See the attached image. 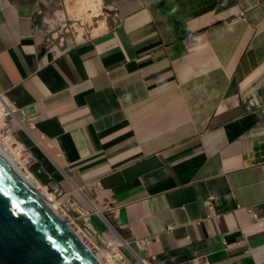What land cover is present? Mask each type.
I'll use <instances>...</instances> for the list:
<instances>
[{"label":"crops","instance_id":"crops-1","mask_svg":"<svg viewBox=\"0 0 264 264\" xmlns=\"http://www.w3.org/2000/svg\"><path fill=\"white\" fill-rule=\"evenodd\" d=\"M38 2L0 0L16 139L149 264H264V0H113L62 50Z\"/></svg>","mask_w":264,"mask_h":264},{"label":"rangeland","instance_id":"rangeland-1","mask_svg":"<svg viewBox=\"0 0 264 264\" xmlns=\"http://www.w3.org/2000/svg\"><path fill=\"white\" fill-rule=\"evenodd\" d=\"M116 20L113 0H39L36 13L37 30L45 43L57 50L99 35ZM16 117L7 115L5 121L0 117V145L8 155H14V158L11 157L15 162L18 161L15 163L17 167L34 178L40 191L52 197L51 204H54L59 214L94 246L106 264H141L137 257L144 260L142 252L128 244L137 255L134 257L125 245L119 243L114 232L105 225L101 215L87 203L77 188L60 183L52 170L38 158L36 149H30L16 139L12 132ZM11 141L15 143L10 144ZM17 143L20 145L19 151ZM87 187H80L82 193L118 232L111 215L103 210L100 200L89 189L95 187Z\"/></svg>","mask_w":264,"mask_h":264},{"label":"water","instance_id":"water-1","mask_svg":"<svg viewBox=\"0 0 264 264\" xmlns=\"http://www.w3.org/2000/svg\"><path fill=\"white\" fill-rule=\"evenodd\" d=\"M0 264H106L94 246L1 156Z\"/></svg>","mask_w":264,"mask_h":264},{"label":"bare ground","instance_id":"bare-ground-1","mask_svg":"<svg viewBox=\"0 0 264 264\" xmlns=\"http://www.w3.org/2000/svg\"><path fill=\"white\" fill-rule=\"evenodd\" d=\"M0 109H4L6 112H10V114H12V111L11 110H9L8 109V103L5 101V100H0ZM5 111H4V113H5ZM12 142L13 143H15L14 141H11V143L10 144H12ZM19 144L17 143V146H18ZM20 146V145H19ZM19 146H18V148H17V150L19 151ZM14 147V146H13ZM22 147V146H21ZM43 147V146H42ZM44 148V147H43ZM14 151V150H13ZM46 151V150H45ZM15 152V151H14ZM47 152V151H46ZM17 154V153H16ZM0 156L7 162V164L8 165H10L14 170H16L21 176H23L29 183H31L47 200H48V202L51 204V202L53 201V199H52V197H50V196H48V195H46L43 191H40V186H38L37 184H35V180H34V178L33 177H31V175H28V174H25V173H23L21 170H20V168L19 167H17V164H15L16 162H18V161H14V155H11V156H13V158L10 156V155H8L5 151H4V149L2 148V146L0 145ZM60 168V167H59ZM77 191L82 195V197L87 201V203H89L92 207H93V209L96 211V213H98V215H100V212L98 211V209L96 208V206L85 196V194H83L82 193V191H81V189H77ZM52 205V204H51ZM53 206H54V204H53ZM102 216V215H101ZM102 218V220L103 221H105L104 220V218L103 217H101ZM105 225L107 226V227H109L110 228V230H112V228H111V226L105 221ZM114 232V231H113ZM115 234V233H114ZM116 235V234H115ZM116 237L118 238V241H119V243L120 244H125L126 245V247H127V249L130 251V248H129V246L123 241L122 242V240H120V238L116 235ZM118 243V244H119ZM137 260H139L140 261V263L141 264H146V262L144 261V260H141V259H138V257H137Z\"/></svg>","mask_w":264,"mask_h":264},{"label":"built area","instance_id":"built-area-1","mask_svg":"<svg viewBox=\"0 0 264 264\" xmlns=\"http://www.w3.org/2000/svg\"><path fill=\"white\" fill-rule=\"evenodd\" d=\"M119 20H116L115 23L117 22L118 23ZM0 100H4V97L2 95H0ZM8 109L12 111L13 115L10 114V112H6L4 109H0V117L3 119V121H5V118L7 117V115H12V116H15V111L14 109H12L10 107V105L8 104ZM5 111V113H4ZM16 140V139H15ZM17 141V140H16ZM18 142V141H17ZM145 244V243H144ZM143 242L140 243V245H144ZM146 263H149L148 261L144 260Z\"/></svg>","mask_w":264,"mask_h":264},{"label":"clouds","instance_id":"clouds-1","mask_svg":"<svg viewBox=\"0 0 264 264\" xmlns=\"http://www.w3.org/2000/svg\"><path fill=\"white\" fill-rule=\"evenodd\" d=\"M14 117H16V114H15V116ZM17 118V117H16ZM19 120H21L20 118H18ZM21 122H22V124H23V120H21ZM133 250V249H132Z\"/></svg>","mask_w":264,"mask_h":264}]
</instances>
